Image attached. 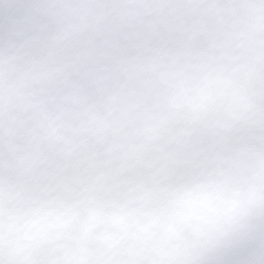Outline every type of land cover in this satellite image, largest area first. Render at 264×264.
Here are the masks:
<instances>
[{"label":"snow or ice","instance_id":"snow-or-ice-1","mask_svg":"<svg viewBox=\"0 0 264 264\" xmlns=\"http://www.w3.org/2000/svg\"><path fill=\"white\" fill-rule=\"evenodd\" d=\"M0 264H264V0H0Z\"/></svg>","mask_w":264,"mask_h":264}]
</instances>
